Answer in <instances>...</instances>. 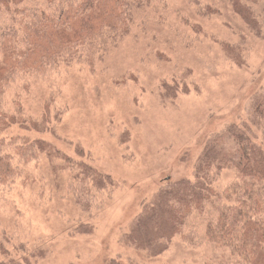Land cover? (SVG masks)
<instances>
[{"label": "rangeland", "instance_id": "374dc122", "mask_svg": "<svg viewBox=\"0 0 264 264\" xmlns=\"http://www.w3.org/2000/svg\"><path fill=\"white\" fill-rule=\"evenodd\" d=\"M224 3L149 0L130 34L112 47L83 51L43 75H23L7 88L8 109L14 110L18 100L23 115L38 120L51 99V113L59 111L46 131L13 126L10 134L43 138L73 160L82 156L114 183L96 194L86 213L75 203L70 170H52L61 160L43 154L19 162L13 182L0 186V240L7 239L14 258L28 256L26 264H104L116 256L127 264L230 259L208 243L188 247L175 239L162 255L150 257L122 242L128 224L160 183L190 176L209 134L227 122L238 123L250 96L264 89V37L249 38L243 63L228 60L217 43L237 40L235 26H242ZM256 7L264 13V0ZM164 82L178 85L174 94ZM257 141L264 148V134ZM228 180L222 176L220 188ZM82 224L89 227L87 233L77 231ZM38 251L43 256L32 258Z\"/></svg>", "mask_w": 264, "mask_h": 264}, {"label": "trees", "instance_id": "16d2710c", "mask_svg": "<svg viewBox=\"0 0 264 264\" xmlns=\"http://www.w3.org/2000/svg\"><path fill=\"white\" fill-rule=\"evenodd\" d=\"M148 1L0 0V186L13 182L20 173L19 162L24 164L44 154L61 160V164L52 165L53 172L70 170L75 203L86 213L96 202L97 193L114 188L112 178L81 160L82 156L73 160L43 138L19 139L10 134L13 126L46 131L52 118L58 121L59 111L51 113L48 99L40 119L35 120L23 115L18 100L14 110L8 109L5 94L23 75H43L61 62L75 60L83 51L94 54L112 47L130 34L134 19L144 12ZM260 1L224 3L230 8V18L242 22V26H235L237 40L217 41L228 60L243 63L251 46L249 38L264 37V13L256 7ZM163 86L172 93L178 88L166 82ZM244 111L238 123L227 122L209 134L190 176L166 178L141 204L140 212L122 234L126 246L156 257L179 239L188 247L208 243L213 250L223 249L231 260L221 264H264V148L257 141L264 134V89L250 96ZM222 176L229 182L220 188ZM88 228L82 224L77 231L87 233ZM7 242L6 238L0 240V264L28 263V256L14 258ZM31 256L42 257L43 253ZM215 262L206 259L200 264ZM104 264L127 263L116 256Z\"/></svg>", "mask_w": 264, "mask_h": 264}]
</instances>
